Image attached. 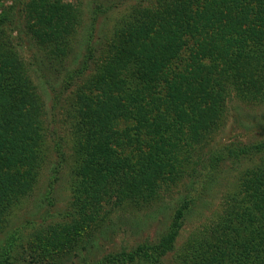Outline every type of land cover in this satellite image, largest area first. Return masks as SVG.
I'll return each instance as SVG.
<instances>
[{
    "label": "trees",
    "instance_id": "16d2710c",
    "mask_svg": "<svg viewBox=\"0 0 264 264\" xmlns=\"http://www.w3.org/2000/svg\"><path fill=\"white\" fill-rule=\"evenodd\" d=\"M21 4L25 31L48 58L62 60L81 21L80 6L72 0ZM13 7L1 4L0 12V264H29L21 260L28 251L7 226L39 173L46 125L44 105L8 28ZM233 92L264 100V0H155L129 11L109 58L66 110L75 180L67 219L50 225L42 240H55L56 248L105 220L107 205L152 203L185 170L193 176L197 150L219 127ZM212 150L211 171L226 156L238 162L259 157L264 165V140ZM238 186L242 193L230 197L205 238L183 252L188 264H199L200 247L211 253V264H264V167L246 172ZM188 196L156 240L99 264H164Z\"/></svg>",
    "mask_w": 264,
    "mask_h": 264
},
{
    "label": "rangeland",
    "instance_id": "374dc122",
    "mask_svg": "<svg viewBox=\"0 0 264 264\" xmlns=\"http://www.w3.org/2000/svg\"><path fill=\"white\" fill-rule=\"evenodd\" d=\"M23 1L0 0V12L1 4L13 3L8 28L13 29V42L44 105L46 151L34 184L13 211L7 226L8 231L17 236L16 240L23 243L22 249L28 251L21 252V260L29 264H99L107 255L156 240L170 224L181 198L188 194L191 201L181 219L173 248L164 257V264H188L190 259L183 252L205 238L227 210L230 197L242 193L238 183L245 173L264 167L259 157L238 162L226 156L217 171H211L209 164L213 148L231 142L247 145L264 140V100L231 93L219 127L197 150L194 160L198 165L193 176H186L185 170L183 176L174 184L170 182V188L152 203L107 205L111 211L105 220L87 231L81 230L73 240L55 248L51 243L56 241L42 240V232L50 225L64 222L69 211L75 180L71 133L67 125L70 117L66 111L71 97H75V92L89 77L96 75L109 58L116 30L128 12L138 6H149L155 0H72L80 6L81 21L62 60L48 58L44 47L25 31L20 14ZM4 236L5 232L0 238ZM198 249L199 264H211L206 260L211 253L205 252L204 247Z\"/></svg>",
    "mask_w": 264,
    "mask_h": 264
}]
</instances>
